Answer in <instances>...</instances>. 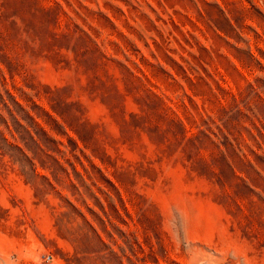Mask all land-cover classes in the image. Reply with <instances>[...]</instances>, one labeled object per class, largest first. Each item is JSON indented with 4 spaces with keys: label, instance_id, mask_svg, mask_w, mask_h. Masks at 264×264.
I'll return each instance as SVG.
<instances>
[{
    "label": "rangeland",
    "instance_id": "1",
    "mask_svg": "<svg viewBox=\"0 0 264 264\" xmlns=\"http://www.w3.org/2000/svg\"><path fill=\"white\" fill-rule=\"evenodd\" d=\"M0 98V264H264V0H0Z\"/></svg>",
    "mask_w": 264,
    "mask_h": 264
},
{
    "label": "trees",
    "instance_id": "2",
    "mask_svg": "<svg viewBox=\"0 0 264 264\" xmlns=\"http://www.w3.org/2000/svg\"><path fill=\"white\" fill-rule=\"evenodd\" d=\"M0 102H2L4 104V106L8 107L7 102L5 100V98H0ZM18 149L23 153L22 149L20 147H18ZM24 156L26 157V155L24 154ZM15 159L17 160L18 158L15 157Z\"/></svg>",
    "mask_w": 264,
    "mask_h": 264
},
{
    "label": "built area",
    "instance_id": "3",
    "mask_svg": "<svg viewBox=\"0 0 264 264\" xmlns=\"http://www.w3.org/2000/svg\"><path fill=\"white\" fill-rule=\"evenodd\" d=\"M51 259H52V256H51V255H46V256H45V260H46V261H50Z\"/></svg>",
    "mask_w": 264,
    "mask_h": 264
}]
</instances>
